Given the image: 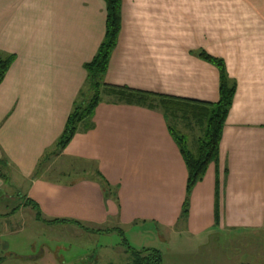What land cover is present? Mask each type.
<instances>
[{
    "label": "crops",
    "instance_id": "crops-1",
    "mask_svg": "<svg viewBox=\"0 0 264 264\" xmlns=\"http://www.w3.org/2000/svg\"><path fill=\"white\" fill-rule=\"evenodd\" d=\"M105 31L104 0H0V52L15 57L0 85V161L7 175L0 178V240L26 234L32 243L40 236L49 244L27 259L72 264L65 257L72 227L124 231L153 224L193 238L215 230L263 233L264 0H123L106 83L216 103L220 74L201 58L206 53L224 61L237 85L219 160L193 189L187 220L181 219L187 167L161 109L104 96L55 169H39ZM27 201L46 221L82 227L39 222Z\"/></svg>",
    "mask_w": 264,
    "mask_h": 264
},
{
    "label": "trees",
    "instance_id": "trees-1",
    "mask_svg": "<svg viewBox=\"0 0 264 264\" xmlns=\"http://www.w3.org/2000/svg\"><path fill=\"white\" fill-rule=\"evenodd\" d=\"M104 1L106 4V31L104 40L92 61L85 65L87 72L86 82L73 103L62 134L47 153L52 150L51 154L60 155L73 140L80 126L90 123L95 109L104 96L130 105H138L152 110L161 109L168 123L169 132L177 144L187 167L186 197L181 211V219L187 220L193 189L203 180L209 166L217 163L219 160L223 130L237 90L236 82L230 79L222 59L201 53L200 56L203 60L215 65L219 70L220 97L216 103L181 99L106 83L105 77L109 69L111 55L117 46L121 32L123 0ZM14 60L15 57L13 55L0 52V85L4 81ZM171 121H174L175 124L179 123L192 133L196 134L198 132L199 138L197 140L198 147L196 152H192L189 149L187 135L179 131ZM47 153L41 160V163L45 160ZM5 166L6 162L0 161V178L3 180L7 179V175L4 172ZM104 189L109 196L115 194H112V189L105 181ZM27 204L35 209L36 220L39 222L46 224L73 223L81 226L76 221L60 219L46 221L36 203L27 201ZM216 212L218 218V202ZM86 230L88 231V229ZM114 232L120 234L124 239L125 233L119 228L93 231V233L100 234H111ZM123 245L126 248V252L131 254L130 257L133 260V263L129 264H163L162 254L158 250L144 249L143 251H136L129 246L126 239L123 240Z\"/></svg>",
    "mask_w": 264,
    "mask_h": 264
},
{
    "label": "rangeland",
    "instance_id": "rangeland-1",
    "mask_svg": "<svg viewBox=\"0 0 264 264\" xmlns=\"http://www.w3.org/2000/svg\"><path fill=\"white\" fill-rule=\"evenodd\" d=\"M171 123L187 135L189 149L196 152L198 132L196 135L188 132V129L179 123L175 124L174 121ZM51 153L52 150L47 153L49 156H46L39 166V169L45 170V174L50 173L57 166L56 158L59 154ZM15 206L14 202L10 208ZM0 221H4L3 216H0ZM95 230L98 229L88 232L83 228L72 227V242L66 247L69 253L65 256L73 258L72 264L133 263L131 254L126 252L123 245L124 239L136 251L144 249L160 251L163 264H264V232L215 230L209 237L193 238L180 229L168 232L157 225L148 224L144 227L139 225L124 230L123 239L117 232L99 235L100 233L93 234ZM34 238L35 240L29 243L28 240H32L33 237L26 234L1 237L0 257H4V260L0 264H42L40 260H31L27 257L41 256L45 250L43 246L49 244L47 242L49 240L40 236ZM79 255H82L80 259Z\"/></svg>",
    "mask_w": 264,
    "mask_h": 264
}]
</instances>
